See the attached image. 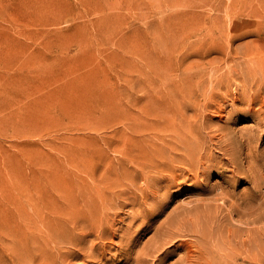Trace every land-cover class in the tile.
Returning <instances> with one entry per match:
<instances>
[{
  "label": "rangeland",
  "instance_id": "1",
  "mask_svg": "<svg viewBox=\"0 0 264 264\" xmlns=\"http://www.w3.org/2000/svg\"><path fill=\"white\" fill-rule=\"evenodd\" d=\"M263 100L264 0H0V252L264 264Z\"/></svg>",
  "mask_w": 264,
  "mask_h": 264
},
{
  "label": "bare ground",
  "instance_id": "2",
  "mask_svg": "<svg viewBox=\"0 0 264 264\" xmlns=\"http://www.w3.org/2000/svg\"><path fill=\"white\" fill-rule=\"evenodd\" d=\"M255 98V97H254ZM254 98H252L254 100ZM252 99L251 102H252ZM263 104H264V100H263ZM264 106V105H263ZM262 110V109H261ZM243 111H245L247 114H257L259 113L260 115L261 114H264V111H259V110H255L254 108H250L248 107L247 109H244ZM262 116V115H261ZM225 143L227 141H224ZM228 144V143H227ZM226 145V144H225ZM231 145V144H230ZM229 145V146H230ZM221 146V145H219ZM227 146V145H226ZM250 146V145H248ZM244 147V146H243ZM228 148V146H227ZM226 150V149H225ZM230 152V151H229ZM226 153V152H225ZM193 154V153H192ZM196 154V153H195ZM249 154V153H248ZM224 155V154H223ZM225 156V155H224ZM249 156V155H248ZM251 156V155H250ZM190 157V155H189ZM251 158V157H250ZM191 161V160H190ZM187 163V162H186ZM252 164V163H251ZM253 165V164H252ZM187 168V167H185ZM202 170V169H201ZM190 172V171H189ZM202 172V171H201ZM191 173V172H190ZM233 173V172H232ZM188 175V174H187ZM183 177V176H182ZM189 177V176H188ZM174 178V177H173ZM177 180V179H176ZM191 181V179H189ZM170 182H171V178H170ZM158 212V211H157ZM220 212V211H219ZM232 212V211H231ZM233 214V213H232ZM217 219V218H216ZM181 221V220H180ZM184 221V220H182ZM193 221V220H191ZM194 222V221H193ZM47 225L50 226V231H51V234L54 233V231H57V225H52L51 222L47 221L46 222ZM174 223V222H173ZM180 223V222H179ZM196 224V223H195ZM176 226H174L175 228ZM179 227V225L177 226ZM200 227V226H199ZM210 228V227H209ZM173 229V228H171ZM180 229V228H179ZM169 231V229H167ZM208 230H212L211 228L208 229ZM172 231V230H171ZM187 231V230H186ZM190 231V230H189ZM197 231V230H196ZM175 232V231H174ZM195 232V231H194ZM204 232H206L204 229L200 232V234H204ZM192 233V232H191ZM214 233V232H212ZM166 234V233H165ZM168 235V234H167ZM205 236V234H204ZM190 237V236H189ZM56 237L55 236H50L48 238H42V237H38V238H35V239H32L31 241L27 242V243H24V244H19L20 241L19 240H15L13 245L14 246H18V249L20 250H23L24 251V254H25V261L26 263L25 264H38V262L41 260L42 264H47L48 261H51V253L53 254V252H51L49 250V247H48V243L52 240H54ZM172 240H174L172 238ZM224 240V239H223ZM167 243H170L169 241H167ZM193 244L192 246H195L196 245L194 243H191ZM186 246V245H185ZM181 248H184V244L183 246H181ZM186 250H188L186 248ZM190 251V250H188ZM3 252V251H2ZM0 252V264H19V260L18 258L16 257H12L10 255H7L5 253H2ZM187 254V253H186ZM189 254V253H188ZM185 256V255H184ZM188 257V256H186ZM191 258V257H189ZM39 259V261L37 262V260ZM186 259V258H185Z\"/></svg>",
  "mask_w": 264,
  "mask_h": 264
}]
</instances>
